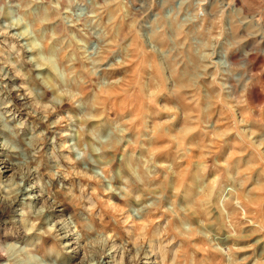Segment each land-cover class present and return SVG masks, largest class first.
<instances>
[{"label": "clouds", "instance_id": "clouds-1", "mask_svg": "<svg viewBox=\"0 0 264 264\" xmlns=\"http://www.w3.org/2000/svg\"><path fill=\"white\" fill-rule=\"evenodd\" d=\"M0 264H264V0H0Z\"/></svg>", "mask_w": 264, "mask_h": 264}, {"label": "rangeland", "instance_id": "rangeland-1", "mask_svg": "<svg viewBox=\"0 0 264 264\" xmlns=\"http://www.w3.org/2000/svg\"><path fill=\"white\" fill-rule=\"evenodd\" d=\"M69 259H70V257H69Z\"/></svg>", "mask_w": 264, "mask_h": 264}]
</instances>
